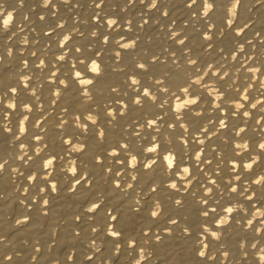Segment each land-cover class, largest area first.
Instances as JSON below:
<instances>
[{
    "label": "bare ground",
    "instance_id": "obj_1",
    "mask_svg": "<svg viewBox=\"0 0 264 264\" xmlns=\"http://www.w3.org/2000/svg\"><path fill=\"white\" fill-rule=\"evenodd\" d=\"M262 37L264 0H0V264H264Z\"/></svg>",
    "mask_w": 264,
    "mask_h": 264
},
{
    "label": "rangeland",
    "instance_id": "obj_2",
    "mask_svg": "<svg viewBox=\"0 0 264 264\" xmlns=\"http://www.w3.org/2000/svg\"><path fill=\"white\" fill-rule=\"evenodd\" d=\"M257 30H258V31H257ZM257 30H256L257 34H254V32H255V31H254L253 34H252V37L257 38V37L260 36V34H261V30H260V31H259V29H257ZM258 34H259V36H258ZM252 37H250L249 40L254 39V38H252ZM251 38H252V39H251ZM260 39H261V41H260L258 44H254V45L251 47V49L254 48V49H252V51H250V52H252L253 54H254L255 52H257L258 50H261L262 48H263L262 51L264 50V41H263L264 37H262V38H260ZM260 44H262V45H260ZM257 46H258V47L260 46L259 49H257ZM251 49H250V50H251ZM253 51H254V52H253ZM239 244H240V245L242 244L241 246H244V247L246 246V245H245V241H243V240H240V241H239ZM243 244H244V245H243Z\"/></svg>",
    "mask_w": 264,
    "mask_h": 264
}]
</instances>
